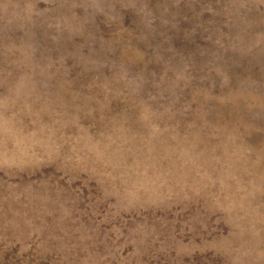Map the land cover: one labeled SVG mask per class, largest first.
Listing matches in <instances>:
<instances>
[{"label": "rangeland", "instance_id": "obj_1", "mask_svg": "<svg viewBox=\"0 0 264 264\" xmlns=\"http://www.w3.org/2000/svg\"><path fill=\"white\" fill-rule=\"evenodd\" d=\"M0 264H264V0H0Z\"/></svg>", "mask_w": 264, "mask_h": 264}]
</instances>
